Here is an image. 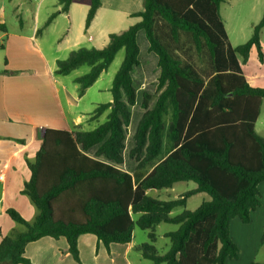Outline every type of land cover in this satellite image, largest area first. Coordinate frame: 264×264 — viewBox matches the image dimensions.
Instances as JSON below:
<instances>
[{
	"label": "trees",
	"instance_id": "trees-1",
	"mask_svg": "<svg viewBox=\"0 0 264 264\" xmlns=\"http://www.w3.org/2000/svg\"><path fill=\"white\" fill-rule=\"evenodd\" d=\"M79 0H59L61 10L46 21L68 14ZM226 0H143V11L132 15L136 24L109 35L102 48H79L57 61L56 73L68 76L81 66L90 68L75 79L83 97L124 49L125 57L113 79L110 103L100 104L92 119L106 115L92 131L47 129L36 160L27 161L31 178L24 184L36 209L33 222L17 211L8 216L25 230L13 231L0 243V264H30L26 246L44 237L65 238L72 257L79 261L78 239L95 235L108 249L129 244L136 228L149 231L150 243L136 249L153 264H226L239 260L240 248L231 238V222H251L261 207L264 183V137L256 130L264 88L253 87L242 73L253 50L264 62L261 21L252 37L233 47L221 13ZM102 6L90 0L85 19L88 30ZM163 24L170 32L158 33ZM143 31L149 50L158 57V95L143 93L144 110L134 135L130 157L133 175L116 167L125 162L127 129L137 102L133 71L139 67L138 33ZM181 34L192 38L197 52L206 51L212 70L202 76L191 62L172 48ZM170 41V42H169ZM5 72V71H4ZM168 117V121H167ZM104 157L113 163L90 157ZM193 181L197 187L176 199L161 201L149 193ZM205 193L209 201L188 210V199ZM183 208L177 216L172 211ZM160 224L178 226L165 235L170 247L164 254L152 245ZM261 243L264 244V233ZM250 264H264L252 262Z\"/></svg>",
	"mask_w": 264,
	"mask_h": 264
},
{
	"label": "crops",
	"instance_id": "crops-1",
	"mask_svg": "<svg viewBox=\"0 0 264 264\" xmlns=\"http://www.w3.org/2000/svg\"><path fill=\"white\" fill-rule=\"evenodd\" d=\"M9 1L12 2L13 11L16 15L18 14L17 16H19L20 11L26 10L31 16L32 23L29 26L28 33H26L23 30L24 24L21 19L20 34H8V28L5 24L6 6L3 5L0 9V33H2L1 36L6 37V44L0 43V49L9 51L13 46L17 51L15 56L14 54L10 55L8 52L9 56H6L4 63L0 66V243L11 232L25 230L24 226L16 223L8 216V210L17 211L27 221L33 222L36 217L35 206L31 199L22 193V190L24 184L31 178L27 161L33 163L36 160L45 131L47 129H57L89 132L103 123L108 114V112L105 114L103 120L101 118L104 114L97 119H92L100 104L93 105L92 112L81 110L82 102L89 90H92L98 84L108 70L104 71L96 83L86 90L83 97L79 96V84L75 82V79L81 75H74L79 68L72 71L68 76H59L56 73L58 60H66L72 51L79 48H94L87 45V43L95 41L93 36H88V39L84 41L79 40L78 36L73 37L70 24L67 34L62 38L68 39L65 47H58L55 42L52 45L46 44L49 39L45 34H49L51 28L56 27L59 19H66L69 23H73L75 11L80 6L85 17V24L90 8V0H79L73 3L68 14L59 13L47 26V33L41 31L40 25L48 20L45 21L46 17L50 18L54 13L61 10L59 0L51 1L52 8L45 14V18H42V15L48 0H38L37 2L24 0L20 5H15L13 0ZM81 1L86 3L81 5ZM101 2L102 6L91 23L88 32L94 30L100 19H106L107 17L111 20L109 25L119 26L123 22H127L126 28L140 21L138 18H133L132 15L143 11V0H101ZM227 34L229 33L227 32ZM139 35L140 32L138 33V41ZM83 37H86V35H83ZM148 45L146 48H148ZM29 48L32 51L30 57ZM66 78L70 79V86L67 85ZM246 78L248 79L247 76ZM249 84L253 86L250 82ZM111 89L112 87L109 90L111 91ZM98 91L100 92L102 89ZM111 101L112 96L107 103ZM95 151L96 149H92L88 152V155L100 159L104 163L113 164L104 157H96ZM116 167L130 175L134 173L125 170L122 165H116ZM179 214H177V210L171 212L173 217ZM161 225L156 228L157 235L152 245L164 254L170 247V241H166L168 238L165 235L177 231L178 226H176L177 230L159 233L158 229ZM137 230H135L133 239L129 244L113 243L109 249L95 235L85 234L80 236L78 239L80 262L72 257L73 255L69 251V245L65 238L54 240L51 237H44L36 242L29 243L26 246L24 256L30 264H153L136 249L142 244L150 243L149 231H144L146 233L142 234L138 233ZM159 241H163L160 246ZM228 263L227 261L226 264Z\"/></svg>",
	"mask_w": 264,
	"mask_h": 264
},
{
	"label": "rangeland",
	"instance_id": "rangeland-1",
	"mask_svg": "<svg viewBox=\"0 0 264 264\" xmlns=\"http://www.w3.org/2000/svg\"><path fill=\"white\" fill-rule=\"evenodd\" d=\"M22 1L24 0H13V3L15 5H20ZM37 1L38 0H33V2ZM51 1L53 0H48L46 2L42 18H45V14H47L52 8ZM85 1H81L80 4L82 5L83 3H86ZM3 5L6 6L5 24L8 28V34H20L21 19L24 24L23 30L28 33L29 26L32 23L30 14H28L27 11L24 10L23 12L20 11L19 16H17L18 14L16 15L14 13L12 2H10L9 0H0V9ZM81 9V6L79 7V9H76L73 23H69L66 19H59L56 27L51 28L49 34H45L46 37L49 39L46 42L47 45H52L55 42L58 47H65V43L68 39L62 38L65 34H67V31L70 28V24L72 28L73 37L78 36L79 40L84 41L88 39V36H93L95 41L93 43H87V45H91L94 48H101L104 46V44L109 42L108 33L119 34L125 31V29H127V22H123V24H120L119 26H111L109 25L111 20H109L107 17L106 19H100L99 23L96 24L94 30L92 32H88V30H85V17L83 12H81ZM221 13L225 21L226 30L229 33L228 35L230 38V42L234 47H237L246 43L249 38L252 37L253 27L258 24L263 17L264 0H226V2L222 5ZM48 18L49 17H46L45 21ZM45 24L46 22H42V24L40 25V29L43 33H47V27L45 26ZM157 32L159 34L161 32L164 34H168V36L171 37L169 30L163 24L158 25ZM1 35L2 33H0V36ZM83 35H86V37H83ZM5 40L6 37L1 36L0 43L6 44ZM138 42V45L141 48V64L139 67L134 69L132 74L133 79L135 80V85L137 87V102L135 107L131 108V124L127 129V139L125 140V162L122 164V167L125 170L131 172H134V169L136 167V162L130 157V151L134 146L133 139L138 127V123L144 113V110L141 108L143 93H149L152 96L150 107H153L158 95L161 92L158 90V78L160 75L158 67V57L154 55L153 52H150L148 45L149 42L147 41L145 33L143 31L140 32ZM262 42L264 47V29L262 30ZM172 44V48L176 50L175 52L178 57H180L183 61L193 63L198 68V71L201 73L202 76H206L212 70V64L208 53L206 51L197 52L194 48V44L190 36L181 34L179 43L172 42ZM147 45L148 48H146ZM8 52L10 55H17V51L13 46L9 49V51H6L5 49H0V66L4 63V59L6 58V56H9ZM30 53L32 54V51H30L29 48V57ZM124 57L125 51L124 49H122L117 54V57L113 62L112 66L109 67L108 72L102 76L101 80L96 86H94V88H92V90H89L87 96L82 102V111L92 112L91 110L93 109V105L96 106V104H106L109 101L111 97L109 89L112 87L113 78L116 72L118 71L119 67H121ZM242 69L243 74L248 77L249 82L253 86L264 87V63L259 62L255 50L252 51L248 62L246 64H242ZM88 72L89 67L81 66L74 73V75L83 76ZM66 82L67 85L70 86L69 78H66ZM99 89H102V91L99 92ZM102 117L103 118H101V120L104 119L105 114ZM256 130L261 136L264 137V99L261 107V116L257 121ZM196 186L197 184L193 181L182 182L176 184L170 190L155 191L149 194L152 198L161 201H168L189 191L192 188H195ZM260 192L262 205L254 212V214H252L251 222L249 224H244L238 218H236L231 223V238L240 248V258L239 260H228V264H250L252 262H264V244L261 243V239L263 238L264 233V183L260 185ZM209 200L210 196L205 193L193 195L188 199L186 208L188 210H195L203 202ZM183 210V208L177 209V214L183 212ZM136 229H138V233H146L144 232V230H141L139 228ZM169 230H177V227L173 226V224H162L161 227L158 229L159 233ZM166 241L169 242L168 239ZM162 243L163 241H159V246Z\"/></svg>",
	"mask_w": 264,
	"mask_h": 264
},
{
	"label": "built area",
	"instance_id": "built-area-1",
	"mask_svg": "<svg viewBox=\"0 0 264 264\" xmlns=\"http://www.w3.org/2000/svg\"><path fill=\"white\" fill-rule=\"evenodd\" d=\"M1 178V177H0Z\"/></svg>",
	"mask_w": 264,
	"mask_h": 264
}]
</instances>
